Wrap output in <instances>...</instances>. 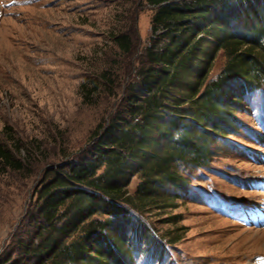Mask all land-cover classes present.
Listing matches in <instances>:
<instances>
[{
    "label": "rangeland",
    "instance_id": "1",
    "mask_svg": "<svg viewBox=\"0 0 264 264\" xmlns=\"http://www.w3.org/2000/svg\"><path fill=\"white\" fill-rule=\"evenodd\" d=\"M0 3V143L10 147V138L19 140L15 156L24 163L20 170L0 164L1 252L24 236L25 214L43 171L76 157L118 105L126 84V79L121 81L124 62L137 64L149 46L155 9L147 0ZM219 28L201 34L198 57L205 65L209 57L201 51L213 52V57L188 107L195 106L229 59L223 50L214 52L225 29ZM226 32L242 34L233 21L226 23ZM119 33L133 38L128 56L113 42ZM108 69L116 78L113 88L101 85L97 96L85 98L82 84ZM183 75L184 84L177 82L174 93L181 98L189 96L197 79L191 71ZM231 85L230 124L223 132L207 126L213 132L200 139L208 148L203 164L171 161L185 186L156 189V202L141 213L129 207L130 218H138L142 228L129 219L137 232L128 236L124 247L131 255L128 264H264V224L250 223L245 216L247 211L264 214V83L253 89L239 81ZM25 157H30L28 164ZM132 169L127 190L134 196L140 174ZM139 200L137 195L133 202Z\"/></svg>",
    "mask_w": 264,
    "mask_h": 264
},
{
    "label": "trees",
    "instance_id": "2",
    "mask_svg": "<svg viewBox=\"0 0 264 264\" xmlns=\"http://www.w3.org/2000/svg\"><path fill=\"white\" fill-rule=\"evenodd\" d=\"M147 2L155 9L154 35L137 64L130 59L124 62L121 81L126 79V84L118 105L76 157L43 171L25 214L27 230L14 246L0 252V264H128L131 255L124 247L128 236L137 232L129 221L135 219L142 228L138 218H130L129 207L141 213L156 202V189L185 186L171 164L173 158L203 164L208 148L200 139L213 132L207 126L223 132L230 124L235 89L231 81L249 89L264 83V0ZM231 21L240 36L226 34V23ZM217 27L225 29L219 31L214 52L223 50L229 59L195 106L188 107L213 57V52L201 51L209 57L206 65L198 57L204 41L201 34H214ZM113 42L126 56L133 52L130 34L119 33ZM190 71L197 79L189 96H176V83L184 84L183 73ZM115 79L110 69L87 79L81 86L83 96H97L95 90L101 85L113 88ZM10 140V147L0 143V164L20 170L24 163L15 156L20 141ZM155 145L158 150L152 152ZM23 160L28 164L30 157ZM129 169L140 174L134 196L127 190ZM137 195L140 200L135 204Z\"/></svg>",
    "mask_w": 264,
    "mask_h": 264
},
{
    "label": "clouds",
    "instance_id": "3",
    "mask_svg": "<svg viewBox=\"0 0 264 264\" xmlns=\"http://www.w3.org/2000/svg\"><path fill=\"white\" fill-rule=\"evenodd\" d=\"M3 6V4L2 3H0V7H2Z\"/></svg>",
    "mask_w": 264,
    "mask_h": 264
}]
</instances>
